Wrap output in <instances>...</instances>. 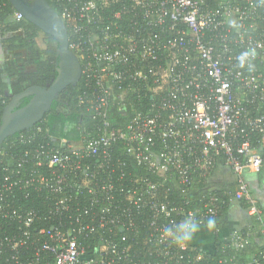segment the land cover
Here are the masks:
<instances>
[{
  "label": "built area",
  "instance_id": "built-area-1",
  "mask_svg": "<svg viewBox=\"0 0 264 264\" xmlns=\"http://www.w3.org/2000/svg\"><path fill=\"white\" fill-rule=\"evenodd\" d=\"M55 1L82 66L79 102L99 121L50 137L37 168L0 183V264H214L162 229L192 213L218 231L223 208L242 202L261 242L234 229L226 244L251 248L248 260L215 264H264V206L249 179L264 167V0ZM220 155L235 192L192 200ZM15 188L46 198L16 202Z\"/></svg>",
  "mask_w": 264,
  "mask_h": 264
},
{
  "label": "trees",
  "instance_id": "trees-1",
  "mask_svg": "<svg viewBox=\"0 0 264 264\" xmlns=\"http://www.w3.org/2000/svg\"><path fill=\"white\" fill-rule=\"evenodd\" d=\"M48 1L61 14L59 4L55 0ZM15 12L16 10L9 0H0L1 44L6 50L15 52L10 60L0 64V122L5 107L15 94L24 91L32 85L47 87L52 82L56 77L59 62L56 39L53 36L44 34L36 25L25 18L16 19L14 17ZM41 33L46 35V48L44 49L40 48L37 44V38ZM19 50H23L25 56L16 53ZM31 64L34 65V69L28 70L27 67ZM83 91V80L81 79L77 86L70 85L60 93L58 98L54 100L51 110L46 113L42 121L30 129L22 130L9 136L5 140L0 152V183L4 182L7 176L14 177L17 171L23 170L22 168L28 170L37 168L34 153H36L37 147L45 144L50 137L73 139L79 136L80 127H95V123L99 119L79 102V96L83 94ZM29 100L30 98H25L21 106L26 105ZM116 108L113 111L114 118L111 120V123L122 124L126 120V116H120ZM225 169L227 168L224 165V158L220 155L217 157L211 172L208 175H200L197 178L188 196L192 200H198L211 189H215L217 192H235L237 182L236 176L233 173H231V178L222 175L217 176V173H222ZM137 170L142 172L140 167H137ZM262 173H264V168L259 171V174ZM167 188L173 200H182V196L179 194L180 191L174 188L173 184L169 183ZM22 193L23 191H20L19 188H15L12 198L16 202L27 201L30 206H37V199L41 201L46 198V194L44 193L39 197H37V192L34 191L31 192L30 196H25ZM238 205L242 208L245 206L243 202ZM229 212L230 208H223L220 215L221 220L217 222L219 230L226 228L230 223L228 218ZM251 217L252 225L245 226L244 231H250L253 227L260 228V221L255 216ZM249 250L252 252L251 248L236 249L226 243H219L216 245L214 254L198 250L192 245H190L187 252L192 254L201 253L204 260H210L211 263L215 264L221 257H234L247 261L250 256Z\"/></svg>",
  "mask_w": 264,
  "mask_h": 264
},
{
  "label": "water",
  "instance_id": "water-1",
  "mask_svg": "<svg viewBox=\"0 0 264 264\" xmlns=\"http://www.w3.org/2000/svg\"><path fill=\"white\" fill-rule=\"evenodd\" d=\"M15 10L36 25L44 34L53 36L57 43L59 62L56 77L47 87L32 85L15 94L5 107L0 122V152L5 140L42 121L51 110L54 100L70 85L77 86L82 78V66L69 47V32L48 0H9ZM25 98L29 102L21 106Z\"/></svg>",
  "mask_w": 264,
  "mask_h": 264
},
{
  "label": "rangeland",
  "instance_id": "rangeland-1",
  "mask_svg": "<svg viewBox=\"0 0 264 264\" xmlns=\"http://www.w3.org/2000/svg\"><path fill=\"white\" fill-rule=\"evenodd\" d=\"M42 35V40L39 39V41L37 40V44L40 48H46V35H44L43 33H41ZM1 47V46H0ZM16 53L22 54L21 56H25V52L23 50H19L16 51ZM15 54V52L12 51H8L6 50V48L1 47L0 48V64H3L5 61L10 60L11 57ZM28 70H33L34 69V65L31 64L27 67ZM264 168V167H263ZM232 172L230 170H223V172H219L217 173V176H227L229 178H231V174ZM252 179H251V186H252V190L253 193L256 195L257 198H259V196H263L264 197V173L259 174L258 173H252L251 174ZM255 177V178H253ZM254 179L256 181H254ZM262 184V187L260 186V184ZM228 218L231 221H235V226L236 229H240L243 230L244 228H246L245 226H251V220L252 217L248 215L247 212H245V210H242L238 204H233L232 208L230 209V212L228 213ZM252 234H253V240L259 242H261V237H260V232L257 228L253 227L251 229Z\"/></svg>",
  "mask_w": 264,
  "mask_h": 264
},
{
  "label": "clouds",
  "instance_id": "clouds-1",
  "mask_svg": "<svg viewBox=\"0 0 264 264\" xmlns=\"http://www.w3.org/2000/svg\"><path fill=\"white\" fill-rule=\"evenodd\" d=\"M250 55L251 54L249 52H243L238 57V64L241 68L247 65L248 69L251 71L253 66L250 63ZM206 226L209 230L214 229L216 226V220L210 217L206 222ZM200 228V221L195 218L194 214L189 213L173 225L164 227L162 229V237L169 239L178 247L183 248L195 239L197 233L200 231Z\"/></svg>",
  "mask_w": 264,
  "mask_h": 264
},
{
  "label": "crops",
  "instance_id": "crops-1",
  "mask_svg": "<svg viewBox=\"0 0 264 264\" xmlns=\"http://www.w3.org/2000/svg\"><path fill=\"white\" fill-rule=\"evenodd\" d=\"M39 39L41 40L43 39L42 35L38 36L37 40L39 41ZM0 46L2 47L1 40H0ZM251 176L252 175H250L249 177L250 181L252 179ZM254 181L256 180L254 179ZM262 184L263 183L260 184L261 187ZM258 199L260 200L261 204L264 206V197L259 196ZM229 222L230 223L227 225L226 228H221L220 230L218 229V231L216 230V228L209 230L207 226L200 228V231L197 233L195 239L190 243V245L196 247L201 251L207 252L209 254H214L216 251V245H218L219 243H226L231 231L236 229L235 221L229 220Z\"/></svg>",
  "mask_w": 264,
  "mask_h": 264
}]
</instances>
